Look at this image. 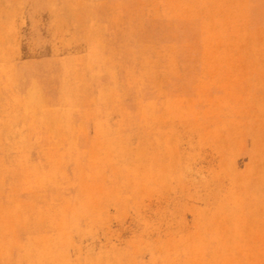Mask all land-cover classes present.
Wrapping results in <instances>:
<instances>
[{"label":"rangeland","instance_id":"374dc122","mask_svg":"<svg viewBox=\"0 0 264 264\" xmlns=\"http://www.w3.org/2000/svg\"><path fill=\"white\" fill-rule=\"evenodd\" d=\"M0 264H264V0H0Z\"/></svg>","mask_w":264,"mask_h":264}]
</instances>
